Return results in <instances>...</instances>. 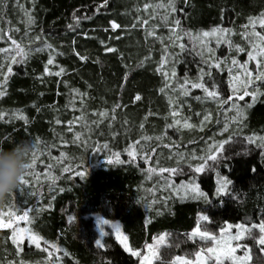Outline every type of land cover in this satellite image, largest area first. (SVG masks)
Listing matches in <instances>:
<instances>
[{
	"label": "trees",
	"instance_id": "1",
	"mask_svg": "<svg viewBox=\"0 0 264 264\" xmlns=\"http://www.w3.org/2000/svg\"><path fill=\"white\" fill-rule=\"evenodd\" d=\"M174 3L0 0V147L30 141L40 153L0 219L27 212L22 227L41 238L37 247L1 228L0 264H141L163 233L154 264H175L213 247L196 228L217 236L227 224L248 225L250 264H264V78L246 86L255 101L238 98L249 79L240 65L264 70L248 57L264 0ZM213 29L225 31L202 35ZM225 140L227 159L196 173ZM188 184L205 196L187 197ZM96 216L121 225L131 252L112 231L100 236Z\"/></svg>",
	"mask_w": 264,
	"mask_h": 264
},
{
	"label": "snow or ice",
	"instance_id": "2",
	"mask_svg": "<svg viewBox=\"0 0 264 264\" xmlns=\"http://www.w3.org/2000/svg\"><path fill=\"white\" fill-rule=\"evenodd\" d=\"M104 3L106 4V3H107V0H104ZM101 6H103V5H101ZM146 7H147V5H146ZM160 7H163V5H160ZM167 7H168L169 10H171V11H175L176 9H175V3H174V0H168V5H167ZM258 22L260 23L261 27H264V18H261ZM145 23H146V22H145ZM179 23H180V22H179L178 20L175 21V26H179ZM250 23H252V24L254 25V24L256 23V21H250ZM111 26H112L113 30H115L116 28L119 27V25H117L115 22H113ZM246 27H247V26H246ZM217 31H225V30H223V29H213V32H212V33H210V32H203L202 35L205 36V37H207V36H209V35H211V34H214V33L217 32ZM256 36L258 37V40H259L260 42H264V35H261V34H259V33H256ZM9 38H10V37H9ZM12 43H13V45H15L16 48L19 50V53H18V54H23V50L20 48V45H19L15 40H13ZM181 47H183V45H181ZM253 48H254V49L256 48V45H255V44L253 45ZM108 50H109V51H114V49H108ZM238 51H243V49H238ZM259 55L264 56V49H261V50H260ZM248 57H249V60H254V59H256V56L253 55L252 52H249V53H248ZM82 59H84V58L82 57ZM13 62H16L15 59H13ZM52 63H53V60H52V59H49V60H48V64H52ZM237 63H238V61H236L235 59H233L232 64H233V65H236ZM257 63H258V65H259V64L264 63V61H257ZM216 66L219 67V64H217ZM240 67L244 68V70H245V72H246V74H247V77H248L249 79H246V80L244 81V84H245V90H244L243 92L240 93V95H239L238 98H239L240 100H243L245 96H249V95H250V96L252 97V100L255 101V100H256V97H257V92H256V91H253V92H251V93L248 92V91L246 90V86H247L248 84L251 83V79H252V78H254V79H256V80H260V79L264 78V70L260 71L259 74L255 75V77H253V72H252V71H249V70L246 68L245 65H240ZM8 71L11 72V69H8ZM47 71H48V70L46 69V72H47ZM63 71H64V70L61 69L60 72L57 73V75H59V74L62 73ZM48 74H51V73L49 72ZM173 75H175V73H173ZM186 83H187V81H186ZM181 87H183V85H182ZM192 87H200V88H202V89L207 93V95H208L209 97L216 98V97L219 96V93H218V92H216V91H210L208 88H205L203 84H200V83H198V84H192ZM234 91H235V89H234ZM0 94H3V93L0 92ZM136 99L139 100L140 97L137 96ZM238 111H239V110H238ZM175 114H176V113H173V115H175ZM0 118H3L2 115H0ZM21 118H23V117H21ZM205 119H206V120H207V119H210V114H209L208 116H206ZM185 126H187V127H191V125H187V124H186ZM230 142H231L230 140H225L223 143L219 144V145L216 147L215 152H214L213 154L208 155L207 158L204 160V163H203L201 166H199V167H195V168H194V171H195L196 173H202V172L205 170L206 167H209V166H210V167L215 168V167L217 166V164L219 163V160H220V159H227V157H223L221 154L225 151V144L230 143ZM248 142H249V143H252V142H254V141H252V140L250 139ZM33 145H34V147H33V151H32V159H31V161H30V163H29V165H28V170H29V171H27L26 174L21 178V182H20L21 185H28V184H29V180H27L25 177H26V176H33L34 173H35V168H36L37 160H38V157H39L40 153H39V151H38V143L34 142ZM105 147H107V146L105 145ZM130 154H131V153H130ZM109 162H111V161H109ZM209 162H212L211 165H209ZM160 171H161V172H164V171H171V172H173V173L175 172L174 169H171V170H170V169H162V170H160ZM78 175H83V173H82V172H81V173H78ZM229 183H230V182H229V180H228L226 177H222V178L220 179V181H219V185H220V186H219V188L217 189V191H218L219 193H221V194L226 193V190H227V187H228V184H229ZM183 187L187 188L188 186H187V185H183ZM190 191L193 192V193H195L197 196H200V197H204V196H205V193L202 192V191L200 190V188H199V186H198L197 184H193V185L191 186V188H190ZM9 207H11V205H9ZM0 215H3V214H0ZM9 215L11 216V213H9ZM27 215H28V213L25 212V213H24V216L26 217ZM201 219H207V217H201ZM99 223H100V225L102 226V227H101V231H100V235H101V236L105 235V233H104V227H103V226L107 225L108 227L114 229V231H115V233H116V236H117V239H118V240H120L122 243H123L124 241H126L127 237L122 235V233H121V229H120V226H119L118 224H114V223L110 224V222H109L108 220H106V219L101 220ZM237 227L240 228L241 231H245V232L250 231V228H246V227H243V226H241V225H237ZM252 227H256V226L253 225ZM258 228H259V232L261 233V236H260L259 239H258V243H260V244H264V223L258 225ZM197 234H199V236H200L202 239H203V238H207V239H210V240H215V239H216L214 236H211L208 232H206V231L201 232L199 229H197V231L194 232L192 235H193V236H196ZM28 239H30L33 243H35V244L37 245V247L40 246V243H39V242H40V239H41V238L38 237V236H36L35 234L30 235V236L28 237ZM233 239H239V236L237 235V236L233 237ZM160 240L163 241V240H164V237H161ZM14 242H15V241H14ZM45 243H46V242H45ZM97 245L100 246V247H104V245H103L99 240L97 241ZM51 247H52V248H55V245H52ZM56 251L58 252L59 249H56ZM207 252H208V253H211V252H213V249H212V248H208V249H207ZM131 254H132V255H135V256H139V255H140V253L135 252V251H132ZM49 255H50V256L52 255L51 251L49 252ZM154 255H155V253H154ZM198 255H199V254H198ZM175 264H190V262H189L188 260H186V259L181 260L179 257H177V260H176ZM241 264H243V261L241 262Z\"/></svg>",
	"mask_w": 264,
	"mask_h": 264
},
{
	"label": "rangeland",
	"instance_id": "3",
	"mask_svg": "<svg viewBox=\"0 0 264 264\" xmlns=\"http://www.w3.org/2000/svg\"><path fill=\"white\" fill-rule=\"evenodd\" d=\"M259 20H256V23L254 25L251 23L252 29L250 31L251 32L250 34L252 35V38H253V43L251 44V49L254 51L253 55L256 56V59H254L253 61H255L256 63L259 60V58H262V59L264 58V56L259 55L260 50L264 49V42H260L258 40V37L256 36V33L264 35V27H261L260 23L258 22ZM210 33H212V32H210ZM215 36H216V32L214 34L209 35L208 37L214 39ZM254 44L256 45L255 49L253 48ZM238 82H241V80L238 79ZM192 185L193 184H188L187 188L184 187V192H185L186 196L189 198L196 196L195 193L190 191V188ZM95 219L97 221L98 231L100 233L102 226L100 225L99 222L101 220H104V218L96 216ZM26 220H27V218L25 216L21 217V218H16L11 222L0 219V229L1 228L12 229L13 232L15 233V239L17 242H22L25 239L32 242L30 239H28V237L32 234L26 228L22 227L23 223H25ZM109 222H110V224H112V223L118 224L120 226L122 235L125 236V234L121 228V225L118 222H115V221H109ZM237 225H241L243 227L248 228V225H246V224H235V225L227 224L226 227L221 231V233L219 235L214 236L216 239L212 240L213 241V247H211L213 249V252L208 253L207 250H205V251L200 252L199 255H197L194 260H188V259H186V260H188L190 262V264H208L212 260H214L216 262L223 261V260H229L233 264H241V262L243 261V264H250L251 258H250L249 250L242 243V239L245 235V231H241V229L238 228ZM103 227H104V233L105 234L109 231H112L116 240L128 252H131L127 239H126V241H124L122 243L120 240L117 239V236H116L114 229L108 227L107 225H105ZM197 229H199V228H196L193 231V233L196 232ZM237 235L239 236V239H233V237H235ZM197 236H199V234H197ZM161 237H164L163 241L160 240ZM165 238H166V234L163 233V234L159 235L158 237H156L153 240V242L150 243L146 247L145 253L142 255L141 264H154V260H155L156 254H157V250L162 244H164ZM205 239H207V238H205ZM154 253H155V255H154Z\"/></svg>",
	"mask_w": 264,
	"mask_h": 264
},
{
	"label": "clouds",
	"instance_id": "4",
	"mask_svg": "<svg viewBox=\"0 0 264 264\" xmlns=\"http://www.w3.org/2000/svg\"><path fill=\"white\" fill-rule=\"evenodd\" d=\"M34 145L22 141L13 148L0 147V207H5L20 187L21 178L28 171Z\"/></svg>",
	"mask_w": 264,
	"mask_h": 264
}]
</instances>
